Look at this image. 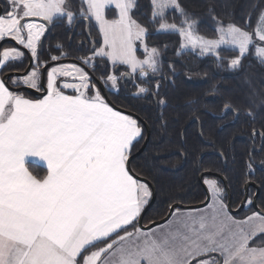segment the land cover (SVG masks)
Listing matches in <instances>:
<instances>
[{
	"label": "snow or ice",
	"instance_id": "1",
	"mask_svg": "<svg viewBox=\"0 0 264 264\" xmlns=\"http://www.w3.org/2000/svg\"><path fill=\"white\" fill-rule=\"evenodd\" d=\"M257 7L237 19L210 6L206 34L183 0H148L147 11L141 0H2L0 44L15 46L0 47V264H264V198L257 204L248 193L255 146L243 216L207 178L202 207L182 197L154 207L152 180L135 170L146 125L113 100L167 106L162 88L175 62L165 61L169 45L154 43L156 35L176 37L175 56L210 55L234 71L246 60L264 67ZM58 28L68 43L53 42ZM245 114L256 118L252 108ZM250 135L264 154V123Z\"/></svg>",
	"mask_w": 264,
	"mask_h": 264
},
{
	"label": "trees",
	"instance_id": "2",
	"mask_svg": "<svg viewBox=\"0 0 264 264\" xmlns=\"http://www.w3.org/2000/svg\"><path fill=\"white\" fill-rule=\"evenodd\" d=\"M141 3L147 11L148 0H141ZM183 3L200 18V31L206 34L214 30L208 12L210 6L217 16L228 18L232 14L237 19L251 11L253 5L258 6L257 12L264 8V0H183ZM70 35L58 28L51 39L68 43ZM79 39L73 40V47ZM153 42L167 43L164 59L175 62V73H167L168 80L162 88L167 106L161 108L154 100L126 99L124 95L113 100L120 107L134 110L150 127V139L138 155L140 167L135 170L152 180L157 192L154 207L165 208L166 202L174 197H182L185 204L204 201L206 192L200 180L204 171L223 173L240 202L248 174L246 161L253 146L257 149L254 154L256 171L248 175L260 185L264 198V175L260 171L264 154L259 152V139L254 145L250 135L253 127L259 128L264 123V107H257L264 100V67L254 60H246L243 70L234 71L218 67L210 55L186 52L175 56L176 37L171 34L156 35ZM224 54L233 53L225 50ZM226 103L240 109L238 118L232 111H225ZM248 108L256 113L255 120L245 114ZM144 140L137 145V151ZM209 177L212 174L203 179ZM254 191L251 189V193ZM243 215L244 212L238 214ZM147 216L161 219L153 211ZM144 222L148 223L147 218Z\"/></svg>",
	"mask_w": 264,
	"mask_h": 264
},
{
	"label": "water",
	"instance_id": "3",
	"mask_svg": "<svg viewBox=\"0 0 264 264\" xmlns=\"http://www.w3.org/2000/svg\"><path fill=\"white\" fill-rule=\"evenodd\" d=\"M7 42H13V41H7ZM6 43V42H5ZM14 44H15V42H13ZM4 44V43H3ZM3 44H0V47L3 45ZM117 107H120V106H118V105H116ZM120 108H122V109H125V108H123V107H120ZM125 110H128V109H125ZM128 111H130V110H128ZM139 116V115H138ZM141 118V117H140ZM142 119V118H141ZM142 121H143V119H142ZM144 123H145V121H143ZM145 125H146V129H147V135H146V137H145V140H144V142H143V144H142V146L140 147V149L137 151V155H139L144 149H145V147H146V145H147V143H148V141H149V139H150V135H151V131H150V127L148 126V124L147 123H145ZM210 174H214V175H218V176H220L221 177V179L223 180V182H224V184H225V186L227 187V183H226V180H225V178H224V176H222L221 174H217V173H213V172H211V171H204V172H202L201 174H200V180H201V182H202V185H203V187H204V189H205V192L207 193V186L204 184V182H203V177L205 176V175H210ZM145 178V177H144ZM250 183H251V185H254V183L253 182H251L250 181ZM155 187V186H154ZM257 187V191H256V194L254 195V196H258V194H259V186H256ZM250 188V187H249ZM249 188H248V193H249ZM227 189H228V187H227ZM155 192H156V188H155ZM228 193H229V200H230V192H229V190H228ZM156 196H157V192H156ZM155 200H156V197H155ZM231 201V200H230ZM208 201L205 199L204 201H202V202H200V203H196V204H186V205H190V206H203L204 204H206ZM232 207V206H231ZM238 209H239V207L237 208V209H232L233 210V212H234V214H237V213H240L242 210H239L238 211ZM158 220H160V219H158Z\"/></svg>",
	"mask_w": 264,
	"mask_h": 264
},
{
	"label": "flooded vegetation",
	"instance_id": "4",
	"mask_svg": "<svg viewBox=\"0 0 264 264\" xmlns=\"http://www.w3.org/2000/svg\"><path fill=\"white\" fill-rule=\"evenodd\" d=\"M0 3H2V1H0ZM5 44H10V45H12V46H13V45L15 46V44H14L13 42H6V43H4L1 47H3ZM213 173L221 174L222 176H224V178H225V180H226V183H227V187H228V189H227V187L225 186V184H224L223 180L221 179V177L218 176V175H214V174H212V177H209V178H207V179L212 178V179L217 180V181L220 183V185H221L222 187L225 188L226 197H228V199H229V193H228V190H229V192H230V200H231V206H232V209H237V208L239 207V203H240V202H238L239 197H235V196L233 195L232 190L230 189V186H229V183H228V180H227L226 176H225L223 173H220V172H213ZM250 181L254 183V185L250 186V188H249V194H250V195H253V196H254V195L256 194V191H257V187H256V186H259V191H260V192H259V194H258V196H257V204H258V203H259V199L263 197V194H262V192H261L260 185L257 184L256 181H254V180H250ZM251 189H252V190L255 189V191H254L253 193H251ZM242 199H243V196H242L241 200H242ZM241 200H240V201H241ZM237 203H238V204H237ZM242 212H244V211L242 210L240 213H242ZM240 213H237L236 215H238V214H240Z\"/></svg>",
	"mask_w": 264,
	"mask_h": 264
},
{
	"label": "rangeland",
	"instance_id": "5",
	"mask_svg": "<svg viewBox=\"0 0 264 264\" xmlns=\"http://www.w3.org/2000/svg\"><path fill=\"white\" fill-rule=\"evenodd\" d=\"M0 1H2V0H0ZM4 46H12V45H10V44H5ZM3 46V47H4ZM14 46V45H13ZM210 179H212V178H210ZM147 224V223H146Z\"/></svg>",
	"mask_w": 264,
	"mask_h": 264
}]
</instances>
